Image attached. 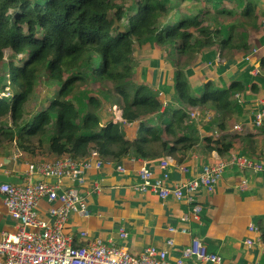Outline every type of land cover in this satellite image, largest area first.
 <instances>
[{
    "label": "trees",
    "instance_id": "obj_1",
    "mask_svg": "<svg viewBox=\"0 0 264 264\" xmlns=\"http://www.w3.org/2000/svg\"><path fill=\"white\" fill-rule=\"evenodd\" d=\"M171 1L0 0V120H9L0 121L2 150L15 143L31 158L68 156L78 161L96 150L102 159L113 162L171 157L179 163L200 140L194 135V122H189L190 110L213 111L211 124L224 130L230 116L240 112L233 93H243V84L234 81L222 89L207 81L196 96L187 74L191 66L200 64L197 56L203 49L248 50L247 33L254 29L247 27L252 5H246L240 20L243 34L227 29L224 36H218L219 31L210 36L203 21H216V15H222L219 1L206 0L202 15L188 16L179 9L181 2ZM145 44L167 49L165 67L174 70L171 87L162 83L155 89L137 78L132 65L135 49ZM4 51L9 52L7 61ZM259 67L264 69V57ZM5 77L8 82L1 84ZM40 78L52 83V97L26 120L23 109ZM5 92L8 97L2 96ZM159 93L175 97L163 107ZM109 103L121 109L126 124L136 122L135 138H126L123 125L112 123ZM152 118L158 124H150ZM260 132L264 138V131ZM201 140L207 151L220 155L229 153L234 143L245 156L257 152L251 134Z\"/></svg>",
    "mask_w": 264,
    "mask_h": 264
},
{
    "label": "crops",
    "instance_id": "obj_2",
    "mask_svg": "<svg viewBox=\"0 0 264 264\" xmlns=\"http://www.w3.org/2000/svg\"><path fill=\"white\" fill-rule=\"evenodd\" d=\"M217 1L219 5L222 2L220 10L223 15L230 13L228 17L234 14L237 16L236 12L243 11L247 4L252 5L253 16L247 27L254 26V29L247 33L248 50L230 51L228 56H225L226 50H202L198 58L200 64L192 67L190 75L188 74L189 84L196 93H199L201 85L207 81L213 82L216 87L222 89L227 88L231 82H241L244 92L233 93V102L240 112L237 116H230L224 130H219L211 124L215 118L213 111L201 113V120L192 124L196 129L194 135L200 140L184 153L181 162L178 163L173 159L175 164L167 167L168 177L162 180L167 188H173L185 180L196 178L206 164L224 159L232 152L242 153L238 143H234L231 153L220 155L215 150L207 151L202 138L217 139L229 134H251L257 141L255 154L264 145V138L260 135L262 133L260 129L264 131V123L260 127L253 123L256 113L264 107V69L259 67V61L264 57V0ZM193 12L198 13V10ZM243 26L244 24L239 20L237 29ZM150 47L154 48L153 45L147 44L146 49L142 51H147L149 54ZM159 53L160 51L155 49L153 56L148 59L150 69L144 64L141 72L135 73L139 74L137 76L139 79L144 77V74L147 79L152 80L148 84L150 87L156 84L155 89L162 83L169 87L173 85L172 82L168 83V80H172V73H169L171 69H166L165 64L159 61ZM217 55H220L219 64L215 61ZM152 63L155 67H152ZM156 73L158 74L155 75ZM157 76L158 81L154 80ZM252 83L256 87H250ZM196 93L193 92V94ZM235 94L238 96L236 97ZM163 95L165 100L163 107H166V104L172 102L175 96L173 93H163ZM152 119L153 122L150 124H158L155 118ZM236 125L240 126L241 131L233 129ZM123 128L126 138L133 139L137 136L136 122L133 125H123ZM215 133H218L216 137ZM42 156L31 158L22 154L15 143L5 151L0 148V164L3 170L7 172V176L20 180L29 163L55 158L50 155ZM255 156L257 155L249 157ZM159 162V159L135 161L124 159L119 163L125 169V173H117L111 165H104L100 170H90L85 173L82 195L89 210V217L82 218L77 214L70 216L69 231L74 235L82 231L86 233L84 240L77 239L75 243L84 245L89 241L100 240L104 244L114 243L124 247L134 255H139L144 248L152 246L166 251L169 262L173 263L180 257L182 250L189 245L190 241L198 238L204 242L208 253L220 257L222 264H258L262 258L264 260V237L262 236L264 177L262 175L249 171L240 172L234 167L226 168L211 194L203 189L194 193L193 199L201 206L200 220L196 221L191 213L192 206L185 201H162L151 193H138L133 190V185L137 181V171L143 165L155 178L161 179L163 172ZM182 167L185 172L181 170ZM49 183H57L60 189L70 185L67 178H61L58 181L50 180ZM47 207L45 201L38 203L37 209L41 216H46ZM183 217L186 221L181 220ZM250 225L256 228L255 233L248 232ZM169 228L176 231L169 233ZM16 229L17 223L9 217L0 198V234L14 233ZM120 230L125 231L127 236L125 240L119 238ZM181 230L186 232L181 233ZM169 240L172 241V245L166 244ZM247 241H251V245H248ZM184 264L213 263L187 260Z\"/></svg>",
    "mask_w": 264,
    "mask_h": 264
},
{
    "label": "built area",
    "instance_id": "obj_3",
    "mask_svg": "<svg viewBox=\"0 0 264 264\" xmlns=\"http://www.w3.org/2000/svg\"><path fill=\"white\" fill-rule=\"evenodd\" d=\"M108 111L112 115V123L126 125L121 118L122 111L117 105H111ZM188 116L189 122H193L201 118V112L190 110ZM253 123L257 127L264 123V107L256 113ZM233 129L241 131L238 125ZM217 134H214L215 137ZM256 155L248 157L232 152L227 159L204 165L196 178L185 180L173 188H167L162 183V180L168 177L167 167L175 164L171 157H164L159 162L163 172L161 179L155 178L143 165L137 171L133 190L138 193H151L162 201H185L192 206L193 219L199 221L201 206L193 199L194 193L203 189L211 194L228 167L264 177V145ZM104 165L113 166L117 173H125L119 162L104 160L96 150H91L83 160L77 161L63 156L31 162L26 166L21 184L0 183V198L9 217L17 223L14 233L0 234V264H184L187 260L222 264L220 257L208 253L204 242L198 238L192 239L173 263L169 262L166 251L152 246L144 248L139 255H134L124 247L114 243L104 244L100 240L77 245L76 240H84L86 233L82 231L74 235L69 231L70 216L77 214L82 218L89 217V210L82 195L84 175L90 170H100ZM181 170L185 172L183 167ZM0 174L7 176L1 164ZM34 176L55 181L67 178L70 185L60 189L57 183H46L44 180L32 185ZM40 201H45L48 205L46 216L39 214L37 207ZM181 220L186 221V218ZM175 231L173 228L168 229L169 233ZM248 232L255 233L256 228L250 225ZM126 237L125 231L120 230L119 238L125 240ZM246 243L251 245V241ZM166 244L172 245V241L169 240Z\"/></svg>",
    "mask_w": 264,
    "mask_h": 264
},
{
    "label": "rangeland",
    "instance_id": "obj_4",
    "mask_svg": "<svg viewBox=\"0 0 264 264\" xmlns=\"http://www.w3.org/2000/svg\"><path fill=\"white\" fill-rule=\"evenodd\" d=\"M174 1L173 0L171 1L173 5L176 4ZM176 1L178 3L181 2L180 3V6H179V9L182 11L183 14H186L187 16L188 15H192V14H196V12H193L195 10H198V13H200L202 15L203 11H205V9L208 7L207 4H206V0H181V1L180 0H176ZM210 1H213V3H216L215 0H210ZM221 5H222V2L220 3V6H217V10H220L221 9ZM244 10L245 9H243V11ZM236 11H237V9H236ZM243 11L236 12L237 13L236 14L237 16H235V14L233 16L231 15L229 17L227 15H223V14L222 15H216V16H218L216 18V21L210 20V19H209V21H206L205 20V21H203V25L207 26V29H208L209 33H211L210 36H214L212 34H214L217 31L220 32L218 34V36L220 34H223V36H224V33H225V31L227 29H229L228 30L229 32L232 31L233 33H235V31H236L238 33V35H241V34H243L244 29H242V28H238L237 29V22L239 20H242V18H243ZM208 13H209V11H208ZM211 14H214L213 11H211ZM204 16H205V14H204ZM199 19H200V17H199ZM194 37H200V36H197L196 35V32H194ZM152 45H149V46H152ZM146 47H147V44L139 47V49H135V59L133 60L132 65H133V70L136 71V72H138V73H140L141 72V69L144 68L143 67L144 64L146 65V67H148V69H150L151 66H148L149 65L148 59L153 56V53H154L155 49H157V50L160 51V53L158 54L160 56V58H159L160 60L159 61H161L163 64L167 63L166 62V53H167V49L166 48L161 47V46H158V45H153L154 48H151L150 47V49H149L150 52H149V54H147V51H145V52L142 51V50L146 49ZM228 52H230V51L229 50H226V52H224L225 53V56H228L229 55ZM201 54H202V52L199 55H201ZM199 55L197 56L198 58H199ZM8 59H9V52L8 51H4V60L7 61ZM180 60L183 61L184 58H181ZM215 61L217 62V64L220 63V55H217V57H215ZM152 67H155V64L154 63H152ZM193 67H194V65H193ZM191 68H192V66L189 69H191ZM173 72H174V70H172V71L170 70L169 73L170 74L172 73V75H174ZM0 73H3V70H2V67L1 66H0ZM157 74L158 73H156L155 75H157ZM188 74L190 75V73H188ZM188 74H187V77H188ZM143 76L144 77L141 78V82H143L146 85L150 86L148 83L151 82L152 80L147 79L144 74H143ZM157 78H159V77L158 76L155 77L154 80H157ZM5 79H6V81L3 80L1 82V84H5V83L8 82V78L5 77ZM171 82L173 83V80H168V83H171ZM203 84L201 86L202 89H203ZM153 86L156 87L157 85L154 84ZM154 87H152V88H154ZM51 88H52V83H50L47 79L40 78V79L37 80L36 86H35V90L28 97V100L25 103V106H24V109H23L24 114H25L24 115V118L26 120H30L34 115H36L40 111V109H42L43 107H45L47 105V102H48L49 98L52 97V89ZM108 89L111 90L109 84H108ZM82 93L83 92L77 93V95H79L81 97L82 96ZM194 93H196V92L194 91ZM201 93H202V91H199V93H196L195 95L196 96L197 95L199 96ZM2 96L3 97H8L9 96V93L8 92H5L4 94H2ZM159 96H160V98H162L164 95H163V93H159ZM115 98L116 97L114 96V99H113L114 102H115ZM164 103H165V100L163 98L162 104H164ZM108 106L110 107L111 106V103H109ZM208 110L209 109H207L205 111H202L200 109L198 111H200L201 113H207ZM208 115H210V114H208ZM146 119H147V117L142 118L141 121L146 120ZM199 120H201V118L198 119V120H196L197 122H194V121L193 122L196 124V123L199 122ZM0 121H4V123L6 122L7 124L9 123L8 118L1 119ZM0 148L2 149L3 147H0ZM228 157L229 156L225 157L224 159H227ZM40 160H42V159H40Z\"/></svg>",
    "mask_w": 264,
    "mask_h": 264
},
{
    "label": "water",
    "instance_id": "obj_5",
    "mask_svg": "<svg viewBox=\"0 0 264 264\" xmlns=\"http://www.w3.org/2000/svg\"><path fill=\"white\" fill-rule=\"evenodd\" d=\"M44 178L40 177V176H34L32 178L31 184L34 185L37 182L43 181ZM51 180V178H46L45 182L49 183V181ZM0 183H9V184H21L22 181L16 177L13 176H6L3 174H0Z\"/></svg>",
    "mask_w": 264,
    "mask_h": 264
},
{
    "label": "clouds",
    "instance_id": "obj_6",
    "mask_svg": "<svg viewBox=\"0 0 264 264\" xmlns=\"http://www.w3.org/2000/svg\"><path fill=\"white\" fill-rule=\"evenodd\" d=\"M262 125H263V124H262ZM262 125H261V126H262Z\"/></svg>",
    "mask_w": 264,
    "mask_h": 264
}]
</instances>
